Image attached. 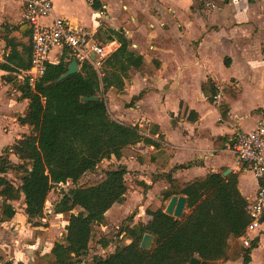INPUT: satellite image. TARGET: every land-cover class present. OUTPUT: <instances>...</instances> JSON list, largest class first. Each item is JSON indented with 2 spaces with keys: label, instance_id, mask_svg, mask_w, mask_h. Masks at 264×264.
Instances as JSON below:
<instances>
[{
  "label": "trees",
  "instance_id": "1",
  "mask_svg": "<svg viewBox=\"0 0 264 264\" xmlns=\"http://www.w3.org/2000/svg\"><path fill=\"white\" fill-rule=\"evenodd\" d=\"M94 7L98 9L95 4ZM111 33L115 35L111 40L118 41L120 47L109 54L101 75L83 62L79 63L78 73L56 83L73 60L69 51L64 50L62 56L47 64L45 74L34 87L27 81L17 86L22 98L29 101L18 124L30 132L0 154V230L16 217L18 210L13 203L23 197L24 215L35 227L33 240H46V225L40 220L44 219L48 197L56 187L71 183L73 187L62 193L53 208L56 215L68 217L65 233L55 239L49 253L35 250L32 264H191L192 259H198L200 264H225L239 259L250 264L257 244L248 248L231 245V241H239L244 235L250 222L245 210L248 202L238 188L239 175L208 174L186 183L173 178V171L192 168L193 162L161 175L168 188L148 205L147 223L128 225L119 235H99L97 227L104 225L107 212L122 204L129 193L128 171L126 166L119 165L98 179L85 183L81 179L95 172L103 161H121L129 156L144 163V156L133 149L139 143L161 148L139 126L121 123L110 115L105 98L108 91L124 93L132 71L153 78L159 65L155 62V67H151L142 55L131 51L123 31ZM100 37L98 31L95 38ZM29 68L30 64L24 66ZM202 91L213 104L221 93L211 79L202 84ZM144 96L142 92L133 97L129 106L133 107ZM219 111L225 119L228 109L220 105ZM234 140L226 137L216 145L227 141L232 145ZM12 157L19 162L15 163ZM9 173L21 177L20 186L8 179ZM173 196L187 198V212L181 219L164 212ZM145 234L155 237L151 250L140 247ZM112 244L115 250L110 255L90 256L94 247L108 249ZM0 264L22 263H16L0 247Z\"/></svg>",
  "mask_w": 264,
  "mask_h": 264
},
{
  "label": "crops",
  "instance_id": "2",
  "mask_svg": "<svg viewBox=\"0 0 264 264\" xmlns=\"http://www.w3.org/2000/svg\"><path fill=\"white\" fill-rule=\"evenodd\" d=\"M51 1L56 4V16L95 35L103 31L100 23L108 18L107 57L120 47L118 41L111 40L115 37L111 31H123L131 51L142 55L151 67H155V62L159 64L155 77L132 71L130 77L134 78L127 80L134 82L142 78L153 82V90L144 87L131 98L132 101L145 92L144 98L134 105L133 115L147 120L148 129L143 131V124L131 125L139 126L145 136L161 145L156 149L139 143L133 148L145 159L140 163L135 158L138 167L150 169L151 182L147 186L156 194L152 201L168 188L161 175L190 162L195 165L173 171V178L186 183L230 171L239 175L238 188L246 201L255 200L258 181L229 151V141L218 145L216 142L226 137L233 139L238 133L251 132L264 124V0H133L135 4L123 0H88L92 8L95 9L94 4L98 7L96 22L91 26H86L80 15L74 13L73 0ZM195 1L199 2L197 14L191 11ZM112 2L116 14L108 10ZM162 32L169 33L168 38L173 34L174 43L161 45L152 41ZM195 36L199 37L198 45H189L190 38ZM62 54L63 50L57 48L52 59ZM31 57V30L23 19L22 5L16 0H0V128L8 134L11 125L12 131H17L11 145L24 135L18 136L25 128L18 124V117L24 114L29 101L22 98L17 86L26 83L20 76L30 69L24 66L31 67ZM216 64L222 66L223 76L218 74ZM208 79L221 90L220 100L215 104L202 91V84ZM126 90L125 87L124 93H118L112 89L106 95L114 99L113 91L122 96ZM220 105L228 109L225 119L219 111ZM47 240L28 243V248L33 249L32 257L39 244ZM254 244L257 247L251 253L250 264H264V223L251 235V246ZM0 247L9 254L2 244ZM225 264H243V260Z\"/></svg>",
  "mask_w": 264,
  "mask_h": 264
},
{
  "label": "rangeland",
  "instance_id": "3",
  "mask_svg": "<svg viewBox=\"0 0 264 264\" xmlns=\"http://www.w3.org/2000/svg\"><path fill=\"white\" fill-rule=\"evenodd\" d=\"M108 1V0H107ZM134 3L133 0H123V3ZM137 3V1H136ZM135 4V3H134ZM56 5V4H55ZM58 5V3H57ZM75 5V6H74ZM113 5V7H112ZM205 5V4H204ZM109 12L116 14L115 2L109 4ZM199 6V2L195 1L194 8L192 11L193 14H197ZM211 6V5H210ZM208 5V7L210 8ZM111 8V9H110ZM74 13L79 16L80 19H83V23L85 22L86 26H91L93 22H96V12L94 8L91 7L88 0H73ZM82 15V16H81ZM128 15V14H127ZM101 24L102 32L101 37L97 39L101 44L106 45L109 42V33L106 32L109 29L108 18L103 19ZM169 33H159L156 34V38L152 41L158 44H166L168 42L170 44L174 43L175 36L171 34V38H168ZM191 41L189 45H198L199 37L195 36L190 38ZM153 42H150L152 45ZM157 45V44H156ZM111 48V45H110ZM113 49V47H112ZM217 72L220 76H223L221 67L216 64ZM136 72H134L135 74ZM134 77H130L132 79ZM140 80L135 79L134 82L127 81L126 92L125 95L119 96L117 92L113 91L115 94V100L112 96L105 95L107 100V106L110 112V115L113 119L125 123V124H143L144 128H141L143 131L148 127L147 120H145L142 116H134L133 109H136L134 106L128 107V103L131 101L132 96L142 88H148L150 91L153 90L151 85L153 82L148 80L147 82L142 80V78H138ZM10 132L7 134L0 128V154L3 149L8 145H11L13 141H15L13 136L16 135L17 131H12L11 125H9ZM148 129V128H147ZM30 130L25 127L22 133H19L18 136L22 134H29ZM146 149H144V153H146ZM15 163L19 162L15 157L11 158ZM119 165H124L127 168L126 180L130 187L129 193L122 204L115 205L112 209H110L106 214V221L104 225L97 227L98 233L100 236L107 235L109 233H113L114 235H119L123 233L124 227L130 225H135L139 222L147 223L150 220V217L146 214V209L152 199L156 196V194L150 191V187L146 188L145 185L151 182V173L150 169H142L138 167L137 160L132 157H125L121 161H117L112 159L110 161H103L99 167L93 173H88L81 179V183H85L89 180H95L103 176L104 172L107 170H111L117 168ZM254 177V176H253ZM8 179L11 180L16 186L21 185V177L16 173H9ZM145 184V185H144ZM73 185L71 183L67 185H60L56 187L49 195L48 200L45 206V216L43 220H40L42 223L46 225V229L48 232V240L45 242H41L38 246V249L42 252L49 251L53 242L56 238H60L65 233V227L68 223V217L66 215L60 214L56 215L53 212V208L56 203L61 199L62 193L71 189ZM1 203V198H0ZM18 210V214L14 221L11 223H7L0 230V244L3 245L4 249L11 254L17 261H20L22 264H32V248H28V243H31L32 232L34 230L33 223H26L25 218L23 216V197L20 201L13 203ZM1 211V206H0ZM233 247H244L241 241L233 242L231 244ZM245 248V247H244ZM115 250V244H112L108 249H102L100 246H96L90 252V256H101L106 257L113 253Z\"/></svg>",
  "mask_w": 264,
  "mask_h": 264
},
{
  "label": "built area",
  "instance_id": "4",
  "mask_svg": "<svg viewBox=\"0 0 264 264\" xmlns=\"http://www.w3.org/2000/svg\"><path fill=\"white\" fill-rule=\"evenodd\" d=\"M16 1L22 5L23 19L29 24L32 39L31 67L21 74L23 82L27 81L29 86L34 87L36 81L45 74L47 64L55 61L52 52L57 48L68 50L78 63H89L101 75L109 46L101 44L94 32L74 27L66 19L56 16L55 5L51 0ZM215 99L218 102L220 95ZM229 151L244 165V170L252 173L258 181L255 200L248 203L245 209L250 222L239 239L248 248L251 247V235L264 223V124L251 132L238 133Z\"/></svg>",
  "mask_w": 264,
  "mask_h": 264
},
{
  "label": "water",
  "instance_id": "5",
  "mask_svg": "<svg viewBox=\"0 0 264 264\" xmlns=\"http://www.w3.org/2000/svg\"><path fill=\"white\" fill-rule=\"evenodd\" d=\"M80 70L79 63L76 59H73L70 65L68 66V70L65 74H63L56 83L63 81L71 75L78 73ZM83 101H98L99 98H83ZM230 174V171H226L224 176ZM187 198L184 196H173L169 203L165 208V214L168 216H172L175 219H181L185 213ZM155 242V237L150 234H145L143 240L141 242V249L143 250H151ZM191 264H200L198 259H192Z\"/></svg>",
  "mask_w": 264,
  "mask_h": 264
}]
</instances>
